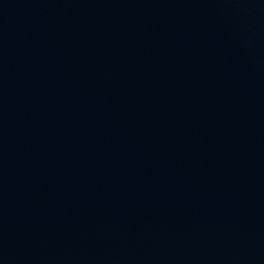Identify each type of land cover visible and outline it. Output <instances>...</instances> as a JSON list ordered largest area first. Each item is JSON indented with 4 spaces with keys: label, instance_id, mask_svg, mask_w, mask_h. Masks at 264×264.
Here are the masks:
<instances>
[{
    "label": "water",
    "instance_id": "obj_1",
    "mask_svg": "<svg viewBox=\"0 0 264 264\" xmlns=\"http://www.w3.org/2000/svg\"><path fill=\"white\" fill-rule=\"evenodd\" d=\"M0 264H264V0H0Z\"/></svg>",
    "mask_w": 264,
    "mask_h": 264
}]
</instances>
